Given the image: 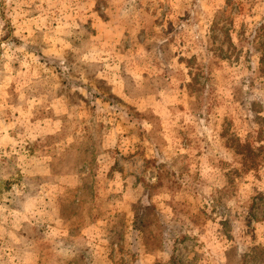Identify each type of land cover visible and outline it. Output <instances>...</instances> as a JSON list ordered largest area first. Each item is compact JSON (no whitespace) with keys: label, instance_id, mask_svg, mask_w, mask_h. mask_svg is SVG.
Here are the masks:
<instances>
[{"label":"rangeland","instance_id":"1","mask_svg":"<svg viewBox=\"0 0 264 264\" xmlns=\"http://www.w3.org/2000/svg\"><path fill=\"white\" fill-rule=\"evenodd\" d=\"M262 56L264 0H0V264H264Z\"/></svg>","mask_w":264,"mask_h":264},{"label":"trees","instance_id":"2","mask_svg":"<svg viewBox=\"0 0 264 264\" xmlns=\"http://www.w3.org/2000/svg\"><path fill=\"white\" fill-rule=\"evenodd\" d=\"M261 65L264 67V56H262L261 60H260ZM249 145H244V144H238L237 147L240 148V153L239 155L242 156L243 159V166L245 165L246 167H248V165H252L251 162L248 161V152H251V150H249V147H247Z\"/></svg>","mask_w":264,"mask_h":264}]
</instances>
